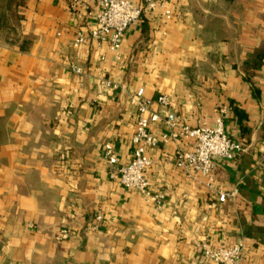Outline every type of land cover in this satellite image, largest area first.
<instances>
[{
    "label": "crops",
    "instance_id": "0c3cea01",
    "mask_svg": "<svg viewBox=\"0 0 264 264\" xmlns=\"http://www.w3.org/2000/svg\"><path fill=\"white\" fill-rule=\"evenodd\" d=\"M10 11L0 30V264H214L203 245L240 242L241 264H264V59L252 63L264 52V0H168L128 30L121 63L107 44L74 49L95 22L67 0H15ZM139 90L171 102L154 107L150 133L169 140L149 151L145 175L161 208L121 188L104 159L111 144L119 166L131 163ZM224 108L244 151L215 160L217 189L238 191L221 204L176 168L194 143L171 136L213 127Z\"/></svg>",
    "mask_w": 264,
    "mask_h": 264
},
{
    "label": "built area",
    "instance_id": "2783aa9c",
    "mask_svg": "<svg viewBox=\"0 0 264 264\" xmlns=\"http://www.w3.org/2000/svg\"><path fill=\"white\" fill-rule=\"evenodd\" d=\"M69 10L72 13L83 12L89 15L95 22L94 27L86 34L83 31L77 33L74 49H78L87 41L107 44L115 60L122 61L121 51L123 40L128 30L138 23L143 17L164 8L168 0H141L138 5H133L127 0H67ZM167 20H171L173 13L165 10L163 13ZM75 75H81L82 70L72 67ZM104 87H110L109 83H103ZM136 107V129L132 138L134 147L133 158L129 165L119 166V157L111 144L103 147L104 159L107 161L112 177H119L121 188L133 191L142 196L148 205L161 208L165 201L163 194H154L150 191V184L146 179V173L152 166L149 151L157 149L162 142H167L169 137L161 139L150 133V129L161 121V117L155 112V105L161 109H167L171 102L166 96H161L157 101L146 99L144 91L139 90L133 99ZM228 118V110L221 109L213 127L203 126L198 129L183 127L171 138L177 141H192L194 150L191 152L179 151L176 156V168L186 178L204 186L215 193L218 202L226 203L237 198L238 191L230 193L221 192L215 186V160L233 161L237 154L244 148L233 142L225 132V120ZM102 218H97L101 222ZM71 237L69 230H62L57 236L60 242L67 241ZM205 259L214 264H241L244 259L245 246L242 242L227 249H211L207 245L202 246Z\"/></svg>",
    "mask_w": 264,
    "mask_h": 264
},
{
    "label": "trees",
    "instance_id": "16d2710c",
    "mask_svg": "<svg viewBox=\"0 0 264 264\" xmlns=\"http://www.w3.org/2000/svg\"><path fill=\"white\" fill-rule=\"evenodd\" d=\"M15 0H0V30H6L10 23H13L16 19L14 12L10 11V5L14 3ZM264 59V52L256 55V59L252 62L253 67L258 69L262 65ZM234 112L241 123L246 119L245 115L234 109Z\"/></svg>",
    "mask_w": 264,
    "mask_h": 264
}]
</instances>
